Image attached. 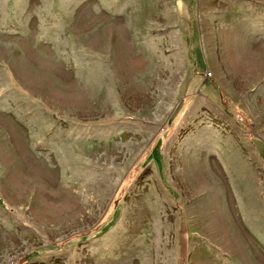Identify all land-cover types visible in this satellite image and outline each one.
Here are the masks:
<instances>
[{"label": "rangeland", "instance_id": "374dc122", "mask_svg": "<svg viewBox=\"0 0 264 264\" xmlns=\"http://www.w3.org/2000/svg\"><path fill=\"white\" fill-rule=\"evenodd\" d=\"M0 264H264V0H0Z\"/></svg>", "mask_w": 264, "mask_h": 264}]
</instances>
